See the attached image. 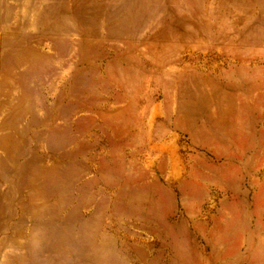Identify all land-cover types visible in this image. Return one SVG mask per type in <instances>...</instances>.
<instances>
[{"label":"rangeland","instance_id":"374dc122","mask_svg":"<svg viewBox=\"0 0 264 264\" xmlns=\"http://www.w3.org/2000/svg\"><path fill=\"white\" fill-rule=\"evenodd\" d=\"M0 264H264V0H0Z\"/></svg>","mask_w":264,"mask_h":264}]
</instances>
